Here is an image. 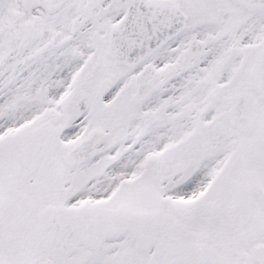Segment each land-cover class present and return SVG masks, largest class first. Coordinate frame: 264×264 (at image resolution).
I'll return each instance as SVG.
<instances>
[{
  "label": "snow or ice",
  "instance_id": "snow-or-ice-1",
  "mask_svg": "<svg viewBox=\"0 0 264 264\" xmlns=\"http://www.w3.org/2000/svg\"><path fill=\"white\" fill-rule=\"evenodd\" d=\"M0 264H264V0H0Z\"/></svg>",
  "mask_w": 264,
  "mask_h": 264
}]
</instances>
